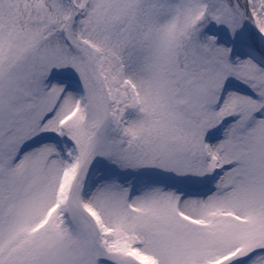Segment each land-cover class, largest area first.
<instances>
[{
  "label": "snow or ice",
  "instance_id": "obj_1",
  "mask_svg": "<svg viewBox=\"0 0 264 264\" xmlns=\"http://www.w3.org/2000/svg\"><path fill=\"white\" fill-rule=\"evenodd\" d=\"M0 264H264V0H0Z\"/></svg>",
  "mask_w": 264,
  "mask_h": 264
}]
</instances>
